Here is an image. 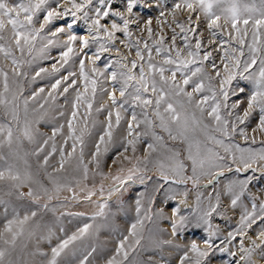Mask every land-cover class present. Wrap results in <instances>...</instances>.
Masks as SVG:
<instances>
[{"label": "rangeland", "instance_id": "374dc122", "mask_svg": "<svg viewBox=\"0 0 264 264\" xmlns=\"http://www.w3.org/2000/svg\"><path fill=\"white\" fill-rule=\"evenodd\" d=\"M16 0H10V3H15ZM80 2V0H77ZM178 0H137V5L133 8L132 13H128L126 10L127 0H113L112 11L122 12L125 18L130 21H138L130 23L129 30L132 33L131 40H140V47L143 49V41L147 40L150 47H152V57L154 62L161 63L164 59V55H157L155 52L154 40H159L160 36L165 37V47L170 46L172 31L169 28L171 24L172 28H175L177 33L176 45L183 49V42L181 37L184 35L180 31L179 27L173 23V17L171 11L173 5ZM244 3L249 5L255 4L259 7L260 0H243ZM63 4V0H61ZM55 6V5H53ZM70 7V5H65ZM164 11L165 16L160 17V12ZM79 15V14H78ZM176 19L181 23H184L185 29L189 28L187 23V17L190 13L187 10H177ZM201 20H203V15ZM152 20L151 27L153 29V36L148 37V33L144 29L145 22L148 19ZM161 21H167V23L157 24V19ZM39 19L42 20V14H39ZM67 19H71L69 16ZM115 19L118 24L122 21L118 17L111 16L101 21L109 27L111 21ZM64 20H55L52 25L46 27L43 36H47L49 30H54L55 27L64 24ZM220 23L223 25V19ZM194 26V25H193ZM36 27H39L37 22ZM242 29L247 27V35L244 37L245 45L243 47L244 56L241 57V61L248 58V45L253 41V25L250 23L247 26L240 24ZM204 32L202 39L205 43V48L201 50H211L219 47V40H227L228 32L232 31L230 26L224 29L217 30V37H213L210 32L205 30L202 26L200 29ZM67 31V30H66ZM262 35L259 37V44H264V29L260 30ZM74 33L77 35L87 36L86 25L83 20H78ZM190 40H192L193 34L188 33ZM235 35V32H233ZM67 39L66 34H61L56 38L57 44H61ZM124 40L125 44L128 43V38L123 35L122 32L115 34V46L121 49L120 55L127 56L128 63L131 60L138 59L135 55V48H131L129 51L125 44H121L120 41ZM213 40L212 45H208V41ZM194 43V40H192ZM47 43L46 39H38L35 42V48L31 54L25 52L24 64L20 71L24 75L17 77L18 83L13 85V94L15 95V104L18 105L17 111L19 114V122L12 121L11 126L13 129V143L11 148L4 142L3 147H0V155L4 159H0V171L7 169L8 165H13L14 171H18L20 174V180L14 181L8 178V173L5 171V178L0 179V233H4V226L8 220L13 219V208L17 210L19 216L22 218L27 212L30 215L31 211H36L37 215L31 218L24 226L23 233L17 236L14 244H4L0 240V249L5 251V257L3 264H48V260L51 258V249L56 247L62 240L71 237L73 234L77 236V239L71 241L66 248L61 251V254L57 257V264H81V261L85 256L88 257L86 264H107V261L114 255H116V248L120 241L128 236V240L125 242V250L128 252L127 259L123 254L116 256L118 264H178L179 257L183 254L184 250L195 240L203 249L205 245L203 240L207 238V232H205L206 225L200 222L197 226L199 218L208 209L209 203L216 204V195H220L219 208L210 217L212 229H219L217 237H213L214 247L208 249L209 256L204 260V264H235L239 260V264H264V246L256 247L251 253L250 258L246 260H240L245 253L240 251V240L243 239L245 248H253L251 240L246 242L244 237L246 235L251 236L256 240L257 245H261L262 241L257 238L260 231V221L253 224L250 229H245L246 235H237L235 240L231 242L225 240L224 244H221V240L227 236L229 231H234L239 226L240 216L244 213L245 208L251 212L252 200L250 197H256L257 206L261 202H264V175L261 172L264 169L257 168L256 164L252 165V168H256L257 171L253 173L251 170L248 172L236 173L234 170L229 172L224 169V175L219 177L218 183L210 185L208 183L210 177L201 176L197 187H193L192 181L189 180L186 184H164L163 179L160 178V171L158 168V162L163 161L166 165L167 174L171 177L173 173L167 167L172 162L168 159L172 155L169 151H178L180 153L179 160L186 166L185 175L191 176V161L187 159L186 144L181 143L179 140H172L168 134L161 128L156 127L150 129L146 127L144 123H141L139 128H135V132L146 133L141 135L136 144L135 156L143 158L146 155V148L148 143H155L156 151L151 152L150 162L147 164L146 176H150L151 180H146L144 184H141L138 179L134 183L129 182L121 188L119 193H114L111 199H108V188L116 183L115 181L105 179L107 177H113L120 175L126 177L128 169L136 163L135 159L131 162L124 160L123 156L132 157L133 153L131 147L124 152L122 141L127 137V123L131 119V112L133 106L131 103L125 104L124 108L119 109L121 114V121L119 126H116L115 113L117 108L111 105V102L107 99V94H102L100 89L106 88L108 91L112 90L113 82L106 80L105 77L115 69H108L105 72V76H98L92 72L93 68L104 70V65L111 59H118L119 56L115 51L106 52L101 58L93 64L91 60L85 59V72L90 78H95L98 83L96 85L97 91L95 93V100L89 114L87 109V101L93 99V93L91 90V84L88 85V91L85 92L84 80L79 75V59L87 53L91 56L97 48L96 44H91L88 49L84 50V53H80L79 56H75L69 60L67 64H64L60 60L59 53L63 50L58 46H50L45 52H41L43 46ZM239 47L235 40L231 42V45L225 44L223 47L228 48ZM74 48L79 52V42L74 45ZM172 56L175 57V51H172ZM17 57L20 56L19 52H16ZM145 55V71L147 72V52ZM183 55L187 57V50L183 49ZM223 51H213L212 58L209 61L204 62V70L214 77L212 83L219 90L218 78H215V73L211 68L212 60L215 61L218 68L221 71V76L226 75L223 71V64L221 62V56ZM239 55V52L236 54ZM139 63V61H138ZM53 64L56 65L58 71H53ZM0 67H4L9 71L11 75V61L4 60L0 56ZM130 67V64H129ZM194 67V66H193ZM258 67V65H257ZM40 68H45L47 71L41 73L40 76H36V72ZM242 68V65H241ZM256 71V67L252 69ZM69 72H75V77H69L68 81H64L62 78L67 76ZM135 74L139 75V69L135 70ZM166 76L171 75L170 72H165ZM247 75V73H245ZM57 79H61L62 83L58 89L52 90L51 85L55 83ZM72 79H76L77 83L73 87H69L67 93L63 92V88L67 87ZM119 79V78H118ZM159 82V76L156 77ZM178 82L182 83V77L177 73L176 77ZM196 79V78H194ZM208 81L205 80L207 85ZM116 99L118 102L123 101L126 97H121L119 94V84L116 85ZM43 88L44 92H39V89ZM239 88H244V93H238V95H232L233 90L238 92ZM2 89V85H0ZM229 100L228 104L236 100L243 99V103L240 108L233 111V115L229 117L227 112L229 109H221V115L230 121L235 120L236 113L242 115V111L247 107V95L252 90L251 81H246L239 76L236 77L228 86ZM187 91H192V85L190 84L186 88ZM79 91L82 94L81 101L78 102V115L73 121L75 129V135L81 136L83 145L79 142L76 144V150L71 157L67 156V152L71 151L72 139H68L65 145L64 141L68 137L67 120L70 118L72 112V103L75 101L76 92ZM132 88H129V92ZM52 93V97H49V93ZM38 93L33 99V94ZM9 94V100L12 99V95ZM204 95H210L205 90ZM149 98L154 100V94L149 91L147 94ZM196 99L200 98V94H195ZM219 98V97H218ZM130 99V97H128ZM179 99H185L183 97ZM222 100V98H220ZM28 100L27 113H25L24 101ZM223 102V101H222ZM102 103H106V108L103 112H97V109ZM43 105V107H41ZM138 119L143 120V109L141 107H135ZM112 111V137L105 136V142L100 144V154L98 156L99 167L95 163H89L92 159V154L96 151V144L99 141V137L104 132V127L107 123V112ZM149 117H152V106L147 109ZM64 115L61 116L60 113ZM199 116V112H197ZM11 121L10 109L6 110L4 106L0 105V123L7 124ZM28 123L30 131L32 133V140L29 141L23 135L25 123ZM259 121V110H253L251 117L245 122V124H239L237 122V133L233 134L230 139H226V143L239 144L241 148H252L259 150L264 148V132L257 128ZM205 122L212 123L208 120L205 114ZM158 123V121H157ZM64 125L61 132H59L54 138L57 146V151L53 153L48 160L47 165L44 164V156L51 151V144L53 141H49V144L45 146L44 151L38 156L35 154L36 149L42 144L43 140L52 135L54 127ZM245 129V133L248 137L245 140L239 135V129ZM257 128L255 132L253 129ZM155 131L157 135L163 137V143H156L153 141L152 132ZM219 137L220 134L216 133ZM6 131L3 135H0V141L4 140ZM202 138V137H201ZM131 139V137H127ZM255 139V143H253ZM64 147L65 159L64 167L60 168L61 155L60 148ZM214 147L221 155H225L224 149L216 146ZM81 148L83 151V164L81 163ZM107 148V151H105ZM118 154L119 158H118ZM237 155H239L237 153ZM113 161H116L115 163ZM229 163L231 161L229 160ZM88 166L87 178L84 176L83 165ZM238 165H232L233 169ZM141 169L144 168V164L141 163ZM243 168V165H239ZM101 173L103 175H101ZM251 176L253 179L248 184L247 191L240 197L237 205L233 207L231 205L232 196L226 194L225 186L231 180H243L246 177ZM51 177V178H50ZM104 184V194L101 197L99 191L100 185ZM163 184V188L159 191H155L158 185ZM17 185H21L17 187ZM33 189L37 196H39V205L33 202V198L24 196L19 197V193H27L29 187ZM59 187V191H56ZM171 187L172 192L168 193L166 190ZM44 188L48 189L47 194L44 192ZM69 189H72L71 191ZM81 189H84L81 191ZM94 191V195L91 199H86L88 190ZM238 191V189H237ZM187 192V196H185ZM142 194V195H140ZM49 195L52 199L49 200ZM140 196L142 202L141 218H143V227L137 226V236H129V229L132 223L136 222L137 215L135 212V200L137 196ZM200 196V204L197 205V196ZM170 196H174V199H170ZM107 200V207L105 208L104 216L92 217L98 212L97 202L103 203ZM186 200V203L181 201ZM47 203L48 208L42 207ZM179 206V212L175 217L172 216V209ZM7 206L8 211L5 215L4 208ZM151 209L149 215L151 219L144 218V211ZM159 209H163V215L160 214ZM257 215L259 213V207H257ZM185 217V221L180 223V217ZM177 221L176 234L173 235L172 220ZM85 224L89 225L86 232L81 233L79 229L83 228ZM13 231H18V226L13 225ZM6 239H11L10 233H5ZM139 239V243L136 240ZM246 242V243H245ZM226 247L231 252H235V257L229 256L228 252H221L220 248ZM95 249V251H92ZM41 253H47V255H41ZM91 253V255H89ZM191 256L192 254L189 253Z\"/></svg>", "mask_w": 264, "mask_h": 264}, {"label": "snow or ice", "instance_id": "6c2138e0", "mask_svg": "<svg viewBox=\"0 0 264 264\" xmlns=\"http://www.w3.org/2000/svg\"><path fill=\"white\" fill-rule=\"evenodd\" d=\"M113 0H16L15 3H10V0H0V56L4 60L11 61V75L9 71L5 70L4 67H0V105L4 106L6 110L10 109L11 121L7 124L0 123V135H3L6 131V136L4 140L0 141V147H3L4 142L7 143L8 147L11 148L13 143V129L11 122H19V114L17 111L18 105L15 104V95L13 94V85L18 83L17 77L24 75L20 71L24 64L25 52L31 54L35 48V42L38 39H46L47 43L41 49V52H45L50 46H58L63 50L59 53L60 60L64 64H67L70 59L75 56H79L80 53H84L85 49H88L91 44H96V51L88 56L87 53L84 54L79 59V75L83 78L85 84V92L88 91V85L91 84V90L93 93V99L87 101V109L90 114L93 101L95 100V93L97 91L96 85L98 81L95 78H90L85 72V59L91 60L94 64L95 61L99 60L106 52L115 51L119 58L115 60H109L104 65V70L93 68L92 72L98 76H105V72L108 69L113 68L106 80L113 82V87L111 91L106 88L100 89L101 93L107 94L108 101L111 105L117 108L115 113L116 116V126L118 127L121 121V114L119 109L124 108L125 104L131 103L133 106V111L131 112V119L127 123V137L122 141L124 147V152L129 150L133 153L132 157L123 156L124 160L131 162L135 159L136 163L128 169V174L126 177L116 175L113 177L105 176V179H111L115 181L113 185L108 188V199H111L114 193H119L121 188L129 182L134 183L136 179L139 180L141 184H144L146 180H151L150 176H146L147 164L150 162L151 152L156 151L155 143H148L146 148V155L141 158L135 156L136 144L141 135L146 133L135 132V128H139L141 123H144L146 127L154 129L156 127L161 128L166 132L170 139L176 141L179 140L181 143L186 144L187 159L191 161V176H186L184 173L186 171L185 164L179 160L180 153L178 151H172V155L168 159L172 162L167 167L173 173V176H169L166 171V165L163 161L158 162V168L160 171V178L163 179L164 184H186L189 180L192 181L193 187H197L201 176L210 177L208 183L214 185L218 183L219 177L224 175V169L229 172L233 170L236 173L248 172L251 170L253 173L257 171L256 168H252L253 164L257 165V168L264 169V148L258 151L252 148H241L239 144L226 143V139H230L233 134L237 133V122L239 124H245V122L251 117L253 110H259V121L257 128L264 132V44H259V37L262 35L261 29H264V0H260L259 7L255 4L249 5L244 3L243 0H178L173 5L171 15L173 17V23L176 27L180 28V31L184 33L181 37L183 42V49L187 50V57L183 55V49L177 47V33L175 28H172L169 24V28L172 31L170 46L165 47L164 41L165 37L160 36L159 40H154L155 52L157 55H164V59L161 63L154 62L152 57V47L149 46L147 40L143 41V49L140 47V40L132 41V33L129 30L130 23L138 21H130L125 18L122 12L112 11ZM55 5V6H53ZM65 5H70L66 7ZM137 5V0H127L126 10L128 13H132L133 8ZM177 10H187L190 15L187 17V23L189 28L185 29L184 23H181L176 19ZM39 14H42V20L39 19ZM79 14V15H78ZM203 15V20H201V15ZM111 16L118 17L122 21L118 24L115 19L111 21L110 29L105 24L101 23L102 20L107 19ZM160 17L165 16V12H160ZM71 19H67L68 17ZM63 19L65 22L54 30H49L47 36H43L42 33L45 32L46 27L53 24V21ZM82 19L86 25V30L88 35H77L74 33V28L78 20ZM223 19V25L220 23ZM37 22H39V27H36ZM167 23V21H161L157 19V24ZM253 25V41L248 47V58L241 61V57L244 56L243 47L245 45L244 37L247 35V27L241 28L240 24L247 26L249 24ZM152 20L149 18L145 22L144 29L148 33V37L153 36V29L151 27ZM194 25V26H193ZM211 33L213 37H217V30L224 29L230 26L232 31L228 32V39L219 40V47L213 48L211 50H201L205 48L204 40L202 39L204 32L200 29L202 28ZM67 30V31H66ZM117 32H122L125 37L128 38V43L125 44L124 40H121V44H125V47L135 48V55L138 59H134L125 63L127 56L120 55L121 49L115 46V34ZM193 34L192 40H190L188 33ZM235 32V35H233ZM61 34H66L67 39L61 44H57L56 38ZM235 40L239 47L224 48L225 44L231 45V42ZM79 42L80 48L77 52L74 45ZM213 40L208 41V45H212ZM144 51L147 52V72L145 71V55ZM172 51H175V57L172 56ZM213 51H223L221 56V62L223 64V71L226 75L221 76V71L218 68L214 60H212L211 68L215 73V78H218L219 90L217 91L216 86L213 85L212 81L214 77L209 75L204 70V62L209 61L212 58ZM16 52L20 53L17 57ZM237 52L239 55L237 56ZM139 61V63H138ZM130 64V67H129ZM242 65V68H241ZM258 65V67H257ZM194 66V67H193ZM53 71H58L56 65L53 64ZM256 67V71L252 69ZM139 69V75L135 74V70ZM45 68H40L36 72V76H40L41 73L46 72ZM165 72H170L171 75L166 76ZM177 73L181 75L182 83L178 82L176 77ZM247 73V75H245ZM157 75L159 76V82H157ZM75 72H69L67 76L63 77L64 81H68L69 77H75ZM239 76L240 78L251 81L252 90L250 94L247 95V107L243 109L242 115L236 113L235 120L230 121L221 115V109H231L227 112V115L231 117L233 115L232 110L240 108L243 103V99L236 100L228 104L229 100V89L228 86L231 85L232 81ZM119 78V79H118ZM196 78V79H194ZM205 80L208 81L207 85ZM62 80L57 79L55 83L51 85L52 90H56L61 85ZM77 83L76 79H72L67 87L63 88V92L67 93L69 87L75 86ZM119 84V94L121 97H126L123 101L118 102L116 99V85ZM192 85V91H187L186 88ZM129 88L132 91L129 92ZM207 90L210 95H204L203 93ZM151 91L154 94V100L149 98L147 94ZM39 92H44V89H39ZM244 88H239L238 92L233 90L232 95H238V93H244ZM195 94H200V98L196 99ZM9 94L12 95V99L9 100ZM38 93L33 94V99ZM49 97H52V93H49ZM130 97V99H128ZM185 99H179V98ZM219 97V98H218ZM222 98V100L220 99ZM82 94L77 91L75 101L72 103V112L70 118L67 120L68 127V137L65 139V145L68 139H72L73 143L71 145V151L67 152V156L71 157L76 150V144L79 142L83 145L82 133L81 136L75 135V129L73 126V121L78 115V102L81 101ZM223 101V102H222ZM25 113H27L28 100L24 101ZM106 103H102L97 109V112H103L106 108ZM152 106V117H149L147 109ZM43 107V105H41ZM135 107H141L143 109L142 115L143 120H139ZM199 112V116H197ZM205 114L209 121L212 123L205 122ZM61 116L64 115L63 112L60 113ZM112 111L107 112L106 125L104 127L103 134L100 135L99 141L96 144V151L92 154V159L89 163H95L99 167L98 156L100 154V144L105 142V136L109 138L112 137ZM158 121V123H157ZM64 125H60L58 128L54 127L52 130V135L43 140L42 144L36 149L35 154L38 156L44 151L45 146L49 144V141H53L51 144V151L45 154L44 164L47 165L49 157L57 151V146L55 144L54 138L56 135L62 131ZM253 129V132L257 130ZM216 133H219L218 137ZM23 135L32 140V133L30 127L26 121L23 130ZM239 135H241L245 140L248 139L245 129H239ZM153 141L156 143H163V137L157 135L155 131L152 132ZM202 137V138H201ZM255 143V139H253ZM210 145H216L224 149L225 155H221L214 147ZM107 151V148H105ZM237 153L239 155H237ZM61 162L60 168L64 167L65 151L64 147L60 148ZM118 154V158H119ZM83 151L81 148V163ZM0 159H4L0 155ZM229 160L231 163H229ZM114 163L116 161H113ZM141 163L144 164V168L141 169ZM232 165H238L233 169ZM243 165V168L239 167ZM5 171L8 173V178L14 181L20 180V174L18 171H14L13 165H8L7 169L0 171V179L5 178ZM84 176L87 178L88 166L83 165ZM101 175H103L101 173ZM264 175V171L261 172ZM51 178V177H50ZM253 177L248 176L243 180H231L225 186L226 194L232 196L231 205L235 207L240 200V197L244 195L247 191L248 184L251 182ZM21 185H17L20 187ZM163 188V184L158 185L155 191H159ZM238 189V191H237ZM70 191L72 189H69ZM84 189H81L83 191ZM56 191H59L57 187ZM101 197L104 194V184L100 185L99 189ZM44 192L47 194L48 189L44 188ZM166 192L171 193L172 189L169 187ZM94 191L88 190L86 199H91L94 195ZM187 196V192L184 193ZM33 198V202L39 205V196L33 191L31 186L29 191L25 194L23 192L19 193L18 198L24 196ZM142 195V194H140ZM49 200L52 196L49 195ZM170 199H174V196H170ZM216 204L209 203L208 209L203 213L197 222L199 226L200 222H203L205 227V232H207V238L203 240L205 248H201L200 245L193 240L190 245L184 250L183 254L179 257L178 264H204V260L209 256L208 249L214 247L213 237H217L219 229H212V224L210 217L219 208L220 195L217 194ZM252 200L251 212L246 208L244 213L240 216L239 226L234 231H229L224 240H221V244H224L225 240L231 242L236 239L237 235H246L245 229H250L253 224L260 221V231L258 237L261 241V245L256 244V240L249 237L253 248H245L243 239L240 240V251L246 255H242L240 260H246L250 258L252 251L256 247L264 246V202H261L259 206L256 203V197H250ZM200 196H197V205L200 204ZM181 203H186V200L181 201ZM43 208L47 209L48 204L42 205ZM98 212L92 217L95 219L96 216H104L105 208L107 207V200L103 203L97 202ZM257 207H259L260 215H257ZM8 208L5 206L4 212L7 214ZM142 202L140 196L138 195L135 200V212L137 215L136 222L132 223L129 229V236H137V226L143 227V218H141ZM151 209L144 211V218L151 219L149 215ZM161 215H163V209H159ZM179 212V206L177 205L172 209V216L175 217ZM13 219L8 220L4 226V233H0V240L4 244L12 243L14 244L17 236L23 233V226L31 219L36 217L37 212L31 211L30 215L26 212L21 218L19 213L15 208H13ZM185 217L181 216L179 222L183 223ZM18 226V231H13V225ZM89 228L88 224H85L83 228L79 229L81 233L86 232ZM173 235L176 234L177 221L172 220ZM5 233L11 234V239L5 238ZM77 239V236L73 234L71 237L62 240L56 247L51 249V258L48 260V264H57V257L61 254V251L68 246V244ZM128 240V236H125L122 241H120L115 252L116 255L112 256L107 264H118L116 256L123 254L124 258L127 259L128 252L125 250V242ZM139 243V239L136 240ZM92 251H95L93 249ZM221 252H228L229 256L235 257L236 253L231 252L226 247L220 248ZM189 253L192 255L190 256ZM41 255H47V253H41ZM91 255V253H89ZM264 255V253H262ZM5 257V251L0 249V264H3ZM88 257L85 256L81 261V264H86ZM239 264V260L235 262Z\"/></svg>", "mask_w": 264, "mask_h": 264}, {"label": "bare ground", "instance_id": "6f19581e", "mask_svg": "<svg viewBox=\"0 0 264 264\" xmlns=\"http://www.w3.org/2000/svg\"><path fill=\"white\" fill-rule=\"evenodd\" d=\"M249 237H251V236L246 235V236L244 237V238H245L244 240H245L246 242H249V241H250ZM246 242H245V243H246Z\"/></svg>", "mask_w": 264, "mask_h": 264}]
</instances>
